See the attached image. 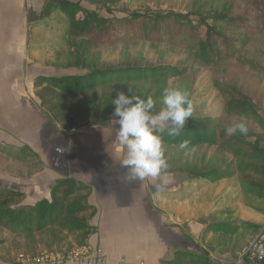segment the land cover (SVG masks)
Wrapping results in <instances>:
<instances>
[{
	"label": "rangeland",
	"instance_id": "374dc122",
	"mask_svg": "<svg viewBox=\"0 0 264 264\" xmlns=\"http://www.w3.org/2000/svg\"><path fill=\"white\" fill-rule=\"evenodd\" d=\"M70 1L115 17L133 12L151 15L169 11L187 15L195 24L201 18L210 22V16L216 13L252 16L247 0H119L113 5L106 0ZM106 8L111 12L107 13ZM224 34L237 40L238 51L234 58L215 65H204L183 46L138 40L95 48L86 55L85 44L75 38L73 43L78 48L73 51L72 46L66 45L65 54L44 74H0V190L23 192V201L14 206L31 207L42 198L50 200V188L61 178L72 176L90 188L88 202L94 195L92 200L97 207L92 217L89 212L81 216L88 224L91 218L96 219L97 230L91 229L88 234L52 225L31 232H14L0 224V264H22L18 261L21 255L74 248L87 244L92 237L98 238L96 243L101 245L100 236L113 250L122 251V256L144 264H162L179 248L196 250L188 222H175L171 201L160 198L162 192L177 186L188 175L170 172L162 173V179L126 181L127 170L120 165L126 150L117 140V118L112 117L102 125L77 120L73 129L61 126V121L53 116L65 97L46 83H39L37 78L80 74L96 65L176 64L183 66L185 72L180 77L168 78L167 84L190 85L192 116H212L227 126L239 121L223 114L224 98L212 85L217 81L244 94L264 119V31L244 41L241 31ZM85 56L87 63L80 64L78 60ZM246 125L248 133L244 136L250 140L259 138L264 146V131L250 123ZM157 184H161L159 190ZM87 192L89 189L80 191L75 197L81 198ZM111 231L115 232L114 237Z\"/></svg>",
	"mask_w": 264,
	"mask_h": 264
},
{
	"label": "trees",
	"instance_id": "16d2710c",
	"mask_svg": "<svg viewBox=\"0 0 264 264\" xmlns=\"http://www.w3.org/2000/svg\"><path fill=\"white\" fill-rule=\"evenodd\" d=\"M118 1L106 0L111 5ZM246 5L252 10L251 17L247 14L232 17L216 13L210 16V22L201 18L199 24H195L187 15L169 11L151 15L133 12L115 17L104 15L98 8H85L77 1L46 0L35 18L42 20L52 12L61 13L66 20L65 25L59 29L53 28L52 32L62 35L65 44L72 46L73 51L76 50L74 47L78 48L73 39H80L85 44L86 55L92 54L95 48H110L125 40H138L183 46L204 65H215L220 60L234 58L238 51L237 40L226 36L225 31H241L245 37L242 41L260 30L264 31V0H247ZM106 10L107 13L111 12L109 8ZM87 60L85 56L78 61L81 64V61L87 63ZM184 72L185 68L176 64L96 65L80 74L40 76L37 79L65 97L53 117L61 121V126L73 129L77 120L102 125L115 117L111 102L119 92L136 94L141 98L152 96L156 101L153 111H159L165 88H179L190 94L188 83L177 86L167 84L168 78L180 77ZM212 85L224 98L222 111L226 117L243 118L264 131L263 117L244 94L217 81H213ZM227 127V123L212 116H192L179 136L163 133L164 155L169 163V168L163 174L183 172L188 178L207 183L237 177L243 192L264 197V146L261 140H250L249 136L239 133L229 137L225 132ZM183 140L189 141L188 149L178 147ZM202 147L204 151L196 155ZM85 189H89V192L82 194L81 198L75 197ZM90 194L86 184L65 177L50 188V200L42 198L31 207H23L19 204L14 206L23 201V192L3 189L0 190V224L14 232H31L52 225L60 230L88 234L89 230L96 228L81 216L89 212L88 216L92 217L96 212L95 206L88 202ZM234 225L227 224L224 230L232 234L237 230L236 222ZM162 264L220 263L212 262L207 254L177 250L172 260Z\"/></svg>",
	"mask_w": 264,
	"mask_h": 264
},
{
	"label": "crops",
	"instance_id": "0c3cea01",
	"mask_svg": "<svg viewBox=\"0 0 264 264\" xmlns=\"http://www.w3.org/2000/svg\"><path fill=\"white\" fill-rule=\"evenodd\" d=\"M45 1L0 0V74H44L65 54L63 36L52 32L53 28L65 25L64 16L55 11L45 19L35 18ZM93 198L94 195L89 203L97 210ZM160 198L171 201L175 222H188L189 233H194L192 243L196 246L195 251L190 247L176 249L165 261L172 260L177 250H186L197 255L207 254L212 262L220 264H264V261L253 263L238 259L240 249L264 230V197L243 192L237 177L213 183L185 177L177 186L162 192ZM95 220L93 217L89 223L96 228ZM234 222L236 231L231 234L224 230L227 224L235 226ZM114 233L111 231V237ZM100 239V246L111 263L120 258L136 263L122 256V251L109 247L103 236ZM97 240L92 237L88 243L97 244Z\"/></svg>",
	"mask_w": 264,
	"mask_h": 264
},
{
	"label": "clouds",
	"instance_id": "9594fccd",
	"mask_svg": "<svg viewBox=\"0 0 264 264\" xmlns=\"http://www.w3.org/2000/svg\"><path fill=\"white\" fill-rule=\"evenodd\" d=\"M131 90V87H130ZM162 107L153 111L156 101L152 96L141 98L119 92L112 99L113 116L117 118V140L126 150L120 162L127 171L126 181H143L147 178L162 179V173L169 168L164 155L162 134L179 136L186 122L192 117L194 103L190 94L182 89L167 87L161 97ZM226 135H246L248 128L243 118L228 126ZM189 141L183 140L178 147L188 149ZM157 190L161 184L156 185Z\"/></svg>",
	"mask_w": 264,
	"mask_h": 264
},
{
	"label": "built area",
	"instance_id": "2783aa9c",
	"mask_svg": "<svg viewBox=\"0 0 264 264\" xmlns=\"http://www.w3.org/2000/svg\"><path fill=\"white\" fill-rule=\"evenodd\" d=\"M239 260L253 263L264 261V230H261L238 252ZM22 264H144L129 263L124 258L111 263L103 248L98 244H84L70 249L44 250L35 256H20Z\"/></svg>",
	"mask_w": 264,
	"mask_h": 264
}]
</instances>
